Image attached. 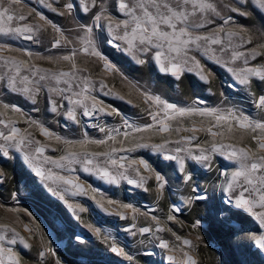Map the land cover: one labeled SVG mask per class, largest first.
Segmentation results:
<instances>
[{"label":"rangeland","instance_id":"obj_1","mask_svg":"<svg viewBox=\"0 0 264 264\" xmlns=\"http://www.w3.org/2000/svg\"><path fill=\"white\" fill-rule=\"evenodd\" d=\"M72 2L79 4V0H21L17 9L24 15L31 13L27 23L35 26L37 23H44L39 20L43 15L46 20L57 25L64 34L74 40L73 45L67 47L53 48V38L59 34L55 33L51 25H47L45 30L35 33L36 39L29 41L20 36L0 34V45H8L10 51L0 53L4 56H14L20 60H27L29 64L49 71L60 72L68 71L71 62L57 60L56 58L67 55L72 49L77 51L75 58L79 68L87 69L86 73L78 75H87L90 78L92 87L89 91L90 96L96 97L101 101L100 106L107 111L111 108L119 110V115H106L105 113H96L92 117L83 116V108H77V118L79 123L67 119L63 113L67 111L68 103L63 102L57 112L51 111L49 98H54L60 102V98L48 90L50 86H55V82H41L45 88L38 94L35 103L22 93L13 92L6 87L4 81H0V119L8 124L13 122L14 126L21 129V135L30 133L29 137L33 141H39V144L33 143L23 147L21 151L15 148L9 149V157H3L0 154V170L3 176H0V224H7L15 228L16 231L25 237L32 248H24L18 241L15 245L7 243L11 238V232H5L0 229V234L5 235L6 239L0 241L5 247H11L18 252L22 264H182L183 252H187L196 261L197 264H264V249H260L253 241L246 239L247 235H264V226L260 221L250 213H242L238 217H231L228 222L221 227L216 221L224 220L229 216L228 213L219 215L215 212V206L220 203L221 198L226 199L227 193L224 188L227 181L231 178V172L239 165L236 160H229L222 151L211 152V168L205 167L194 161H189V169L192 171L193 179L201 188H203L211 199L203 202L201 207H197L195 212L202 217H196L193 223L186 221L191 205L183 203L185 197L193 195L192 186L184 184L178 179V172L175 170V162L163 160L161 155L150 149H135L136 143H161L167 139L170 141L179 140L181 136H188L192 133L188 131H175L177 127L181 129L191 128L193 122L197 127L203 122L204 127H209L216 123L213 116H200L198 114L186 117H177L175 120L168 121L172 125V130L168 133H157L154 127L151 130L141 133H130L127 140L122 135L116 137L115 141L107 140L109 134L115 135L114 129H124V122L127 121L137 127L143 128L147 124L153 123L148 111L160 112L163 118V112L160 106L153 104L151 108L144 102L143 92L150 95H159L163 100L176 104L178 107H196L200 109H216L221 114H227L228 111H235L237 115L249 116L251 119H261L264 112H261L255 106V100L260 94H264V83L254 80V86L248 87L240 85L228 71V68L245 67L243 58L237 61L231 60L232 51L246 52V47L241 46L239 37H232L228 40L226 33L228 31L239 32L241 28L256 30L259 35L264 31V11L247 0L241 4L240 0H211L217 6L220 15L208 14L210 23L205 29H200L199 34L210 35L218 33L222 38V45H210L217 49L215 57L211 54H205L202 51L193 49L190 55L196 56L204 66L205 74H209V80L204 81L196 72L184 71L179 79L170 73L161 72L158 64L153 60L152 54L141 55L140 58L146 59V63L140 65L136 59L129 54L118 49L114 44L100 45L98 50L109 61L116 65L118 71L107 72L103 68V61L96 57L84 55L80 49L84 46L82 40L78 37L84 35L78 30V25L91 24V14L83 13L79 7L75 8L72 15L61 16L59 11L63 10V4ZM109 10L113 16H117L114 7H111L112 0H108ZM51 5V7H49ZM230 7H240L242 11L251 12V16H242L238 12H230ZM53 9H56L54 11ZM232 16L229 24H224V20ZM21 23L17 21L13 26ZM223 25V31L220 27ZM94 29V36L99 34ZM110 38V37H109ZM231 48L222 53L219 51L221 46ZM264 52V49L257 48ZM31 53L28 56L27 53ZM52 57L53 59H49ZM264 64V57H257L255 60L249 58L248 66H258ZM23 71V70H22ZM24 74H27L26 71ZM4 75V70L0 69V76ZM100 81L107 86L101 89ZM60 87H64L61 82ZM109 90H111L109 92ZM79 91V89H74ZM255 93V95H253ZM123 97L120 99L119 97ZM131 101V103H128ZM202 101V103H201ZM4 104L16 105L21 112H12L5 109ZM90 106V102H89ZM32 121L36 123L33 124ZM223 128L217 126L213 131H225L224 137L213 138L206 131H197V139L188 142H182L180 146L189 147L193 152L199 154V149L195 147L197 143L205 149L210 150L213 142L217 144H233L237 147L251 146L256 148L255 142L250 140L251 133L242 132L235 129L229 134L227 123L221 122ZM39 125L48 129L52 136H44ZM9 125H0V132L8 133ZM158 127V126H157ZM103 128L105 131H100ZM26 130V132H25ZM245 139L242 141L241 136ZM61 137V141L55 139ZM107 140L105 144L97 145L89 143L81 149L79 144H73L71 150H85L89 153L108 152L112 147L132 148L134 150L127 152H118L115 155H123L128 159H145L158 171H161L167 180V184L162 194L156 191V181L151 173L145 172L142 166L141 174L147 179L143 187L129 185L126 180H121L119 184H112L97 178L93 174L82 171V166L73 164L68 168H56L51 164H43L45 169L51 168L58 176L79 177V182L86 187L91 185L103 193V198L96 193V199L101 200L109 212H104L91 199L94 193L89 192V196L73 195L74 189L71 185H66L62 181H42L35 175L34 170L24 160L25 152L34 154L35 147L43 146L45 151L42 157L48 156L58 159L65 155L68 145L64 140ZM123 141V143H121ZM0 143H4L0 138ZM177 145L171 143L169 148H175ZM102 159V158H101ZM129 178L139 179L132 169L126 173ZM53 187L57 191L64 193L65 200H60L58 196L47 191V187ZM147 189V190H145ZM239 189H237L238 193ZM115 201L114 205H108L107 200ZM131 204L136 209H124L121 204ZM68 204L83 206L86 211L80 213L69 208ZM175 204L181 209L179 213L172 211V205ZM25 209L35 217H29ZM236 211L235 209H233ZM254 211L264 212V208L257 206ZM118 213V214H117ZM122 214L126 218H121ZM168 215L176 216L173 221H168ZM155 216L157 220H152ZM135 217V219L133 218ZM200 220L198 227L193 224ZM25 225L28 228H25ZM100 229V235L97 236L93 228ZM135 225V227H133ZM141 227H150V233L141 234ZM163 229V230H157ZM168 229H171L169 231ZM233 229L234 231H229ZM243 229V231H239ZM136 234L133 235L132 233ZM175 233V235H173ZM176 236L181 237L177 240ZM29 237H31L29 239ZM80 237V240H77ZM107 238V239H105ZM189 239L191 245H183L182 240ZM169 242V249L161 248L160 241ZM50 241V243H49ZM43 247H52L55 249V256L47 253L44 258H40L38 253ZM123 249L126 255L114 253L112 246ZM168 255H175V262L167 259ZM128 257H131L129 259Z\"/></svg>","mask_w":264,"mask_h":264},{"label":"snow or ice","instance_id":"obj_2","mask_svg":"<svg viewBox=\"0 0 264 264\" xmlns=\"http://www.w3.org/2000/svg\"><path fill=\"white\" fill-rule=\"evenodd\" d=\"M247 0H240V3H246ZM257 8L264 11V0H251ZM21 3V0H0V34L15 35L23 37L29 41L36 39L35 33L45 30L47 25H51V28L55 33L59 35L53 38L52 47H67L74 44V40L64 34V30L51 21L46 20L43 15L39 16L40 21L44 23H37L33 26L26 21L31 17V13L28 15L22 14L17 5ZM51 7V5H49ZM79 9L86 14H91V24L78 25V30L83 32L82 37H78L85 45L80 49L84 55L92 56L103 61V68L107 72L118 71L116 65L103 56L101 51L98 50L100 45L114 44L121 51L129 54L136 59V62L140 65L145 64L147 61L144 58H140L141 55L152 54L153 60L158 64L161 72L170 73L177 79L181 77L184 71L196 72L197 75L204 81L209 80V74H205L204 66L201 61L194 55H190L193 49L204 52L206 55L211 54V57H215L217 49L210 47V45H222V38L218 33H212L210 35L199 34L200 29H205L206 25L210 23L208 14L213 13L220 15L217 11V6L211 0H112L111 7L116 10L117 16H113L109 10L108 0H79V4L72 2H66L63 4V10L58 14L61 16L72 15L75 8ZM56 11V9H53ZM230 12H238L242 16H251V12L242 11L240 7H230ZM232 16H228L224 20V24H229L232 21ZM17 21L25 22L18 26H13ZM94 29L103 30L99 31L97 36H94ZM220 31H223V25L220 27ZM227 38L231 41L232 37H239L241 46L246 47V52L232 51L231 60L237 61L243 58L245 67L241 68H228V71L233 74L235 80L240 84L248 87L254 86V80H259L264 83V64L258 66H248L249 58L255 60L257 57H264V52L258 51L257 48L264 49V31H260L259 35L256 34V30L241 28L239 32L228 31L226 33ZM110 37V38H109ZM231 48L229 43L228 48L221 46L219 51L224 53ZM8 45H0V53L10 51ZM28 56L32 54L27 53ZM77 51L72 49L69 54L62 55L57 60L71 62L68 71L54 72L46 69L39 68L35 65L29 64L27 60H20L14 56L0 55V69L4 70V75L0 76V81H4L6 87L13 92L22 93L30 98L33 103L36 102L38 94L45 88V85L41 82L48 81L55 82V86H50L49 91L60 98V102L54 98H49L51 104V111L57 112L59 107L63 106V102L66 101L70 107L63 115L76 123H79L77 118V108H83V116L92 117L96 113H105L106 115H119V110L111 108V111H107L104 107L100 106L101 101H98L96 97L90 96L89 91L92 87L90 78L87 75H78V73H86L87 69H81L76 63ZM49 59H53L49 57ZM23 70V71H22ZM26 71L27 74H24ZM63 82L64 87H60ZM101 89L107 86L103 81H100ZM79 89V91H74ZM111 90H109L110 92ZM145 97V103L149 108L153 104L160 106L163 112V118L160 117V112L148 111V115L151 117L153 123L145 125L143 128L124 122V131L121 133L120 129H114L115 135L109 134L107 140L115 141L116 137L122 135L124 140H127L130 133H141L156 128L157 133H168L172 130V125L168 122L175 120L177 117H186L198 114L200 116H213L216 121L215 124L204 127L203 122L197 127L193 122V126L187 129H181L177 127L176 132L188 131L192 133L188 136H181L179 140L170 141L163 140L161 143H136L135 149H150L157 154L161 155L163 160L175 162V170L178 172V179L182 180L184 184L192 186L193 195L185 197L183 203L191 205L196 202L207 201L211 199L208 193L200 187V185L194 181L192 171L189 169L188 162L194 161L205 167L211 168V152L222 151V154L226 155L229 160H236L238 167L231 172V178L227 181V185L224 188V192L227 193V198H221L220 203L215 206V212L217 215L221 213H228L229 216L224 220L216 221L221 227H223L231 217H238L242 213H250L255 216L262 226H264V212L254 211L259 206L264 208V117L261 119H251L249 116L237 115L235 111H228L227 114H221L216 109H200L196 107H178L174 103H170L163 100L159 95H150L148 92H143ZM255 95V93H253ZM123 99V97H119ZM90 102V106H89ZM131 103V101H128ZM202 103V101H201ZM255 106L264 112V94H260L255 100ZM5 109H10L12 112L19 113L21 109L16 105L4 104ZM3 113H0L2 115ZM221 122L227 123L226 131L229 134L234 133L235 129L242 132H249L250 140L255 142L256 148L245 145L237 147L233 144H217L213 142L209 149H205L197 143L196 148L199 149V154L193 152L187 146H180L182 142L190 143L196 140L195 133L197 131H206L213 138L219 136L224 137L225 131H213V128L220 126L223 128ZM35 124V121H32ZM0 125L10 127L7 134L0 132V138L4 143H0V154L3 157H9V149L15 148L17 151H21L23 147L29 144H39V141H33L29 137L30 133L21 135V129L14 126L13 122L9 121L5 124V121L0 119ZM235 125V129L233 127ZM158 126V127H157ZM39 130L44 136H52L53 134L44 128L43 125H39ZM100 131H105L101 128ZM26 132V130H25ZM57 141H61V137L56 136ZM245 137L242 135L241 140ZM107 140H80V141H68L64 140L63 143L68 145V150L65 155L60 156L58 159L52 157L43 156L42 163L37 164V160H41V155L45 151L43 146L35 147L34 154L25 152L24 160L32 167L35 175L42 181H62L66 185H71L73 195L89 196V192L94 193L91 199L95 201L99 208L104 212H109V208L105 207L101 200L96 199V193H99L103 198V193L99 189L88 185L87 187L79 182V177L75 179L71 177H65L57 175L51 168L45 169L43 164H51L56 168H68L69 171H74L71 167L73 164L82 166V171L93 174L97 178L112 184H119L121 180H126L129 185H135L137 187H143L147 179L152 178L156 181V191L162 194L167 180L161 171L154 168L145 159H128L123 155L116 156L118 152L132 151V148H116L112 147L108 152H93L89 153L85 150L74 151L71 150L73 144H79L81 149L89 143H95L97 145L105 144ZM123 143V141H121ZM175 143V148H169L168 145ZM102 158V159H101ZM145 172H149L152 176L145 177L141 174V168ZM128 169H132L139 179H132L126 174ZM0 176H3V171L0 170ZM237 189H239L237 193ZM147 190V189H145ZM47 191L58 196L60 200H65L64 193L57 191V189L49 186ZM108 205H114L115 201L108 199ZM69 208H73L74 211L83 213L86 209L79 205L68 204ZM120 207L124 209H132L133 212L136 209L131 204H121ZM235 209L236 211H234ZM172 211L179 213L181 209L175 204L172 205ZM25 212L29 217H32V213L25 209ZM118 214V213H117ZM121 218H126L122 214ZM135 219V217H133ZM33 221L35 217H32ZM176 219L174 215H168L167 220L173 221ZM152 220H157L155 216ZM201 221L197 220L193 227H198ZM89 228H93L92 225H88ZM135 227V225H133ZM27 229L28 226L25 225ZM0 229L5 232H11L12 236L7 240V243L15 245L18 241L24 248L30 249L32 244L20 235L15 228L10 227L7 224H0ZM163 230V229H157ZM171 231V229H168ZM93 231L97 236L100 235L99 228H93ZM152 229L150 227H141L139 232L141 234L150 233ZM229 231H234L229 229ZM243 231V229H239ZM133 235L136 233L133 232ZM175 235V233H173ZM31 237H29L30 239ZM6 239L5 235L0 234V241ZM77 237V240H80ZM107 239V238H105ZM179 241L181 237L176 236ZM246 239L253 241L260 249H264V235H247ZM50 243V241H49ZM183 245H191L192 241L189 239L182 240ZM161 248L169 249V242L165 240L160 241ZM39 251L40 258H44L47 253H51L55 256V249L52 247H43ZM111 251L126 255L123 249L116 246L111 247ZM185 258L182 264H197V261L189 255L187 252H183ZM131 259V257H128ZM169 261L175 262L177 257L175 255H168ZM0 264H22L21 258L18 252L14 251L11 247H5L3 243H0ZM56 264H60L57 260Z\"/></svg>","mask_w":264,"mask_h":264},{"label":"trees","instance_id":"obj_3","mask_svg":"<svg viewBox=\"0 0 264 264\" xmlns=\"http://www.w3.org/2000/svg\"><path fill=\"white\" fill-rule=\"evenodd\" d=\"M202 205L203 202H196L192 204L191 209H189L188 214L185 216L187 222L193 223L196 217H202L199 213L195 212V209L197 207H201Z\"/></svg>","mask_w":264,"mask_h":264}]
</instances>
